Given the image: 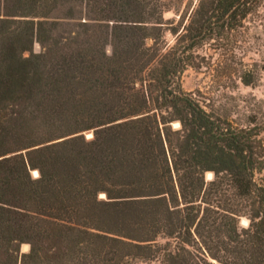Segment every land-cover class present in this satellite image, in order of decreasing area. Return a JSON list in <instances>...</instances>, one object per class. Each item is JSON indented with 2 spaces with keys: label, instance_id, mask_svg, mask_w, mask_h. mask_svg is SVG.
Returning <instances> with one entry per match:
<instances>
[{
  "label": "trees",
  "instance_id": "trees-1",
  "mask_svg": "<svg viewBox=\"0 0 264 264\" xmlns=\"http://www.w3.org/2000/svg\"><path fill=\"white\" fill-rule=\"evenodd\" d=\"M174 1L0 0V264H264V113L180 83L262 0Z\"/></svg>",
  "mask_w": 264,
  "mask_h": 264
},
{
  "label": "rangeland",
  "instance_id": "rangeland-1",
  "mask_svg": "<svg viewBox=\"0 0 264 264\" xmlns=\"http://www.w3.org/2000/svg\"><path fill=\"white\" fill-rule=\"evenodd\" d=\"M195 4L196 0H176L172 10L164 13V19L177 21L182 12ZM165 39L169 43L173 41L169 33ZM216 45V42H210L198 49L199 65L188 67L182 73V88L187 92L199 90L206 103L234 119L243 113L260 116L264 113V0L258 12L250 15L244 26L232 35L229 44ZM33 49L35 52L40 50L37 44ZM243 70L250 71L251 85L245 86L239 81ZM206 179L210 177L206 176ZM241 224L246 225V221L242 220ZM28 249L21 247L20 251Z\"/></svg>",
  "mask_w": 264,
  "mask_h": 264
},
{
  "label": "bare ground",
  "instance_id": "bare-ground-1",
  "mask_svg": "<svg viewBox=\"0 0 264 264\" xmlns=\"http://www.w3.org/2000/svg\"><path fill=\"white\" fill-rule=\"evenodd\" d=\"M174 125H175V123H174ZM88 136H90V134H88ZM207 177H211V173H207ZM21 247L23 250H27L29 246L27 244H23Z\"/></svg>",
  "mask_w": 264,
  "mask_h": 264
},
{
  "label": "water",
  "instance_id": "water-1",
  "mask_svg": "<svg viewBox=\"0 0 264 264\" xmlns=\"http://www.w3.org/2000/svg\"><path fill=\"white\" fill-rule=\"evenodd\" d=\"M27 251L23 252V251H20V253H26Z\"/></svg>",
  "mask_w": 264,
  "mask_h": 264
}]
</instances>
